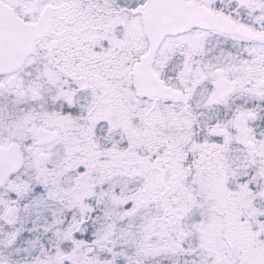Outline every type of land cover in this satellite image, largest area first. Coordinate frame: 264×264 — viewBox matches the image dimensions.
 I'll list each match as a JSON object with an SVG mask.
<instances>
[{
    "label": "snow or ice",
    "instance_id": "6c2138e0",
    "mask_svg": "<svg viewBox=\"0 0 264 264\" xmlns=\"http://www.w3.org/2000/svg\"><path fill=\"white\" fill-rule=\"evenodd\" d=\"M0 264H264V0H0Z\"/></svg>",
    "mask_w": 264,
    "mask_h": 264
}]
</instances>
